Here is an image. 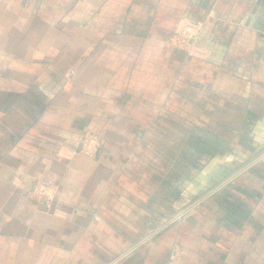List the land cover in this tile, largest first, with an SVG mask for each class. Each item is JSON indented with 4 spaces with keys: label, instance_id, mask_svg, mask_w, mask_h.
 <instances>
[{
    "label": "crops",
    "instance_id": "1",
    "mask_svg": "<svg viewBox=\"0 0 264 264\" xmlns=\"http://www.w3.org/2000/svg\"><path fill=\"white\" fill-rule=\"evenodd\" d=\"M263 3L0 0V264H264Z\"/></svg>",
    "mask_w": 264,
    "mask_h": 264
},
{
    "label": "rangeland",
    "instance_id": "2",
    "mask_svg": "<svg viewBox=\"0 0 264 264\" xmlns=\"http://www.w3.org/2000/svg\"><path fill=\"white\" fill-rule=\"evenodd\" d=\"M187 27V25L185 26V25H183V27H181L179 30H178V32H177V35H176V37L174 38V43H175V45L176 46H179L181 49H183L185 52H187L189 55L190 54H193V56L192 57H194V54L196 53V51H194V49L193 48H190V43H189V36H188V34H186L185 33V28ZM198 29H200L199 27H195V28H193V35H197L195 38H199V34H200V30H198ZM200 31V32H199ZM191 56V55H190ZM263 117H264V115H263ZM175 126V125H174ZM180 126L181 125H176V128H178L177 130H179L180 129ZM244 127H245V125H239V128H238V132L239 131H242V130H244ZM246 128V127H245ZM235 129H237V128H235ZM181 130L182 131H188V132H191V133H195V134H197L198 136H196V137H192V141H194L193 139L195 138V139H199V141L200 140H209L210 142L211 141H213V142H215L216 140H215V138H217V139H220V140H223V142H225V143H227L230 147H225V150L227 151V152H231V153H235V152H237V149L238 150H240V146H238V144H239V142H238V140L236 139V137H229L230 135L232 136V133H229V132H227L228 134V136L226 135V138L227 137H229V138H225V139H222V138H220L219 137V131H217V130H215V132L213 131H205L203 128H196L194 125L192 126V125H187V124H183V126H181ZM256 135H257V133H255ZM236 135V134H235ZM234 135V136H235ZM237 136V135H236ZM215 141H214V140ZM263 139V138H262ZM171 142H173V141H171ZM175 143H177V144H181V149L183 148V147H185L186 146V143H188V139H186V140H175ZM262 143V142H261ZM98 145V144H97ZM99 147H100V145H99ZM223 147V145H221V143H220V148H222ZM226 148H229V149H226ZM235 149V150H234ZM180 151H178V153H179ZM177 153V154H178ZM168 154V153H167ZM258 154H264V153H261L260 151L258 152ZM235 157H233V159L235 160V162L237 161L238 163L240 162V164H244V163H246V162H248V160H249V158H251V157H249V156H244V155H241V156H238V155H234ZM257 156H259V155H257ZM232 158V157H231ZM239 160V161H238ZM254 161L255 159L254 158H252L251 159V161ZM256 162V161H255ZM39 182H41V181H39ZM53 183V182H52ZM54 185H55V183H53ZM33 195V192L32 193H30L29 194V196L31 197V198H35V197H33L32 196ZM166 195H168V193L166 194ZM182 207H185V206H182ZM180 247H176V249L177 250H180L179 249ZM177 260V257L175 258V259H173L172 260V262L174 263L175 261Z\"/></svg>",
    "mask_w": 264,
    "mask_h": 264
},
{
    "label": "built area",
    "instance_id": "3",
    "mask_svg": "<svg viewBox=\"0 0 264 264\" xmlns=\"http://www.w3.org/2000/svg\"><path fill=\"white\" fill-rule=\"evenodd\" d=\"M195 27L193 26V28ZM188 28H190V30H188ZM191 28L192 26L187 25V27L185 28V33L188 34L189 36L190 48H194V46H192L193 44L191 43L194 41L197 35H193L192 33L193 30ZM198 30L201 31V29H198ZM190 55L193 56V54H190ZM98 148H99V145H97V142L95 140H89L87 142V149H88L87 153L89 154L94 153ZM56 191H57V187L52 182L41 181V182H38L37 185L35 186L34 190L32 191L33 192L32 196L35 197L34 198L35 200L42 202L44 205L50 208L52 207V205L54 204L56 200Z\"/></svg>",
    "mask_w": 264,
    "mask_h": 264
},
{
    "label": "bare ground",
    "instance_id": "4",
    "mask_svg": "<svg viewBox=\"0 0 264 264\" xmlns=\"http://www.w3.org/2000/svg\"><path fill=\"white\" fill-rule=\"evenodd\" d=\"M192 30H193V28H191ZM188 30H190V28H188ZM262 111V110H261ZM260 112V111H259ZM261 117V116H260ZM257 119V118H256ZM255 119V120H256ZM235 124V123H234ZM248 124V123H247ZM250 124V123H249ZM231 125V124H230ZM253 127V126H252ZM251 133V132H250ZM256 133H257V136L260 138H263L262 139V142H263V146H262V148L264 147V124H260L259 125V127L257 128V130H256ZM249 134V133H248ZM252 134V133H251ZM251 136V135H250ZM253 136V135H252ZM240 140V139H239ZM243 143V142H242ZM255 144V143H254ZM253 145V144H252ZM249 146V145H248ZM254 146V145H253ZM254 149V148H253ZM252 149V150H253ZM249 150H251V149H249ZM254 161L253 162H257V161H259V160H261V159H264V154H261V155H259V156H256V157H254ZM218 170V169H217ZM120 261V258L119 259H117L116 261H115V263L114 264H116V263H118Z\"/></svg>",
    "mask_w": 264,
    "mask_h": 264
},
{
    "label": "water",
    "instance_id": "5",
    "mask_svg": "<svg viewBox=\"0 0 264 264\" xmlns=\"http://www.w3.org/2000/svg\"><path fill=\"white\" fill-rule=\"evenodd\" d=\"M253 27L256 29V30H259L261 31L262 33H264V3L263 5L261 6L260 10L258 11V14L256 16V19H255V23L253 25ZM230 172V171H229ZM228 172V173H229ZM227 173V174H228ZM226 174V175H227Z\"/></svg>",
    "mask_w": 264,
    "mask_h": 264
}]
</instances>
